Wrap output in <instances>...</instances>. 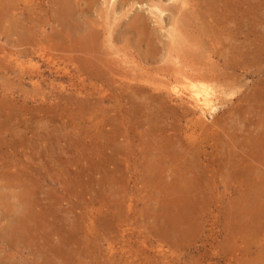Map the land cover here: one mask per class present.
I'll use <instances>...</instances> for the list:
<instances>
[{
	"label": "rangeland",
	"instance_id": "1",
	"mask_svg": "<svg viewBox=\"0 0 264 264\" xmlns=\"http://www.w3.org/2000/svg\"><path fill=\"white\" fill-rule=\"evenodd\" d=\"M112 1L0 0V264H264V0Z\"/></svg>",
	"mask_w": 264,
	"mask_h": 264
},
{
	"label": "bare ground",
	"instance_id": "2",
	"mask_svg": "<svg viewBox=\"0 0 264 264\" xmlns=\"http://www.w3.org/2000/svg\"><path fill=\"white\" fill-rule=\"evenodd\" d=\"M112 1V0H111ZM115 1V0H114ZM114 1H112V4H113V2ZM153 1V0H152ZM179 1V0H178ZM185 1V0H184ZM70 2V1H69ZM158 2V1H157ZM176 2V1H175ZM131 3H132V1H131ZM130 3V4H131ZM134 3L135 2H133V5H134ZM181 3H182V1H181ZM183 3H185V2H183ZM67 4V3H66ZM126 5V4H125ZM66 6V5H65ZM64 6V7H65ZM114 6V5H113ZM63 7V8H64ZM158 7V6H157ZM62 8V9H63ZM151 8V7H150ZM152 9V8H151ZM174 9H176V8H174ZM178 9V8H177ZM65 11V10H64ZM178 11V10H177ZM66 12V11H65ZM154 12V11H153ZM176 12V11H175ZM155 13V12H154ZM153 13V14H154ZM71 14V13H70ZM67 15V14H66ZM60 17V16H59ZM66 18V17H65ZM136 20V19H135ZM137 21V20H136ZM177 21V20H176ZM174 31V30H173ZM172 32V31H171ZM175 36V35H174ZM90 38V37H89ZM175 38V37H174ZM82 40H84L83 38H82ZM175 40V39H174ZM77 41V40H76ZM79 42V41H78ZM84 42V41H83ZM176 42V41H175ZM80 43H81V41H80ZM86 43V42H85ZM175 45V44H174ZM75 50V49H74ZM79 50H77V52H78ZM86 51V50H85ZM168 51V50H167ZM81 52H83V51H81ZM84 53V52H83ZM170 53V52H169ZM169 53H168V56L170 57V55H169ZM77 54V53H76ZM89 54V53H88ZM147 54V53H146ZM78 55H80V54H78ZM77 56V55H76ZM82 56V55H81ZM83 56H84V54H83ZM78 58H79V56H78ZM64 59V58H63ZM82 59V58H81ZM71 60V59H70ZM75 60H77V59H75ZM118 60V59H117ZM85 61V60H84ZM83 61V62H84ZM99 61V60H98ZM100 62V61H99ZM135 63V62H134ZM92 64V63H91ZM93 64H94V62H93ZM101 64V63H100ZM108 66V65H107ZM179 66V65H178ZM183 66H184V64H183ZM186 66V65H185ZM99 67V66H98ZM191 67V66H190ZM194 67V66H193ZM89 68V67H88ZM90 68H92V67H90ZM109 68V67H108ZM83 70H84V68H82ZM175 69H177V68H175ZM193 69H191V71H192ZM202 70V69H201ZM204 70V69H203ZM85 71V70H84ZM87 71V70H86ZM86 71H85V73H86ZM98 71V70H97ZM178 71H181V70H178ZM184 71V70H183ZM186 71H187V69H186ZM185 71V72H186ZM194 71V70H193ZM208 71V70H207ZM94 72V71H93ZM96 72V71H95ZM94 72V73H95ZM200 72V71H199ZM117 73V72H116ZM179 73V72H178ZM193 73V72H192ZM202 73H203V71H202ZM206 73V72H205ZM205 73H203L204 74V76L203 75H201V76H203V77H205V79H206V76H207V74H205ZM96 74H97V72H96ZM120 74V73H119ZM190 74V73H189ZM194 74H195V72H194ZM101 75V74H100ZM110 75V74H109ZM121 75V74H120ZM96 76V75H95ZM122 76V75H121ZM126 76V75H125ZM191 76V75H190ZM135 77V76H134ZM170 77V76H169ZM100 78V77H99ZM131 78V77H130ZM142 78V77H141ZM193 78H194V75H193ZM193 78H192V80H193ZM208 78V77H207ZM94 79V78H93ZM97 79V78H96ZM137 79H139L138 77H137ZM173 79H175L173 82H171V83H169L170 84V87H171V90H174V92H175V88H177V90H178V88L180 89V91H178L179 92V94L180 93H185V91L187 92L188 91V93L187 94H189V97L194 101V106H195V108H197L199 111H200V113H202V114H206V112H207V110H213L214 109V106H215V104L213 103L214 101H215V99H213V98H215V96L217 97V92L214 90V88H216L217 86L216 85H214V84H209V83H204V82H199V83H193L192 82V80L190 81L189 80V77L187 76V75H181L180 74V76L179 77H177V78H175V77H173ZM198 79V78H197ZM95 80V79H94ZM143 80V79H142ZM146 80V79H145ZM213 81H214V79H212ZM117 81V80H116ZM115 81V82H116ZM129 81V80H128ZM131 81V80H130ZM135 81V80H134ZM216 81H217V79H216ZM164 82V81H163ZM162 83V82H161ZM165 83V82H164ZM211 83H212V81H211ZM163 84V83H162ZM166 84V83H165ZM161 85V84H160ZM167 85V84H166ZM168 88V87H167ZM165 91V90H164ZM172 92V91H171ZM176 94H178V93H176ZM181 95V94H180ZM182 96V95H181ZM186 98V97H185ZM185 100V99H184ZM192 105V104H191ZM219 105V104H218Z\"/></svg>",
	"mask_w": 264,
	"mask_h": 264
}]
</instances>
